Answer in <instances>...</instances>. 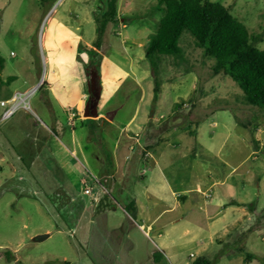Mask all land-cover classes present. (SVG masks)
<instances>
[{"label": "rangeland", "instance_id": "374dc122", "mask_svg": "<svg viewBox=\"0 0 264 264\" xmlns=\"http://www.w3.org/2000/svg\"><path fill=\"white\" fill-rule=\"evenodd\" d=\"M210 1L230 7L253 35L263 32L264 0ZM106 4L0 0V100L38 87L30 110L20 107L4 119L7 106L0 105V264H194L198 257L212 264H264V224L258 221L237 227L239 241L211 242L195 231L187 243L181 236L171 259L154 230L146 235L136 227L139 216L120 198L123 170L140 177L151 165L137 160L141 147L133 132L145 124H201L199 138L191 128L156 145L154 153L195 158L192 182L202 181L204 189L236 167L253 199L264 204V109L248 104L230 75L213 72L215 58L187 30L178 42L184 59L160 56L152 69L146 47L164 16L159 0H119L118 20L95 47V15ZM257 45L264 49V38ZM83 178L94 187L90 195ZM205 191L211 196L180 208L203 225L199 205L222 193L221 183ZM241 246L255 255L252 263L237 250Z\"/></svg>", "mask_w": 264, "mask_h": 264}, {"label": "crops", "instance_id": "0c3cea01", "mask_svg": "<svg viewBox=\"0 0 264 264\" xmlns=\"http://www.w3.org/2000/svg\"><path fill=\"white\" fill-rule=\"evenodd\" d=\"M181 125L145 124L138 131L133 132L131 139H134L133 136L136 133L140 134L141 152L137 160L142 164L150 162L151 173L149 175L140 173L138 177L132 170L124 169L123 188L125 192L121 191L120 194L126 207L132 208L142 222L141 225L134 223L136 227L146 235L149 234L148 230H154L158 247H163L164 251H168L170 259L178 256V241L181 236L188 238L187 243H193L196 239L195 231L198 234L205 233V237L211 242L218 241L222 237L225 240L239 241L241 235L237 237V234L243 232H239L238 226H243L244 222L250 224V221L264 224V212H261L264 211V204L253 199L244 181L239 179L241 175L236 174V167L227 172L221 182L215 181L204 189L202 181L192 182L191 173L195 158L190 159L188 156L166 152L159 155L154 153L156 145H160L165 140L176 141L186 136L191 128L192 135L199 138L201 124H189V127ZM145 150H149L150 156L145 155ZM217 156L225 167L230 165L228 160L220 154ZM209 173L214 172L210 169ZM219 183H221L222 193H216L212 200L204 199V208L201 203L199 205L205 215L204 225L201 220L194 217V214L192 219V212L180 211V208L187 207L190 202L201 200V196L206 197L205 190L209 191L213 185ZM100 192L102 193L103 190ZM99 196L96 198L97 202L100 201ZM153 255L155 260V253ZM247 263H252V261Z\"/></svg>", "mask_w": 264, "mask_h": 264}, {"label": "trees", "instance_id": "16d2710c", "mask_svg": "<svg viewBox=\"0 0 264 264\" xmlns=\"http://www.w3.org/2000/svg\"><path fill=\"white\" fill-rule=\"evenodd\" d=\"M119 0H107L106 8L95 15L97 38L95 47H101L106 27L118 20ZM164 16L158 30L152 34L146 47V57L153 70L160 56L172 55L178 61L184 52L178 42L185 30L190 32L208 57L215 58L213 72L230 75L243 89L248 104L264 109V49L257 42L264 38V30L253 35L247 25L236 17L230 7L210 0H159ZM160 83H155L154 100H158ZM193 134V132H192ZM250 262L255 255L245 246L237 249ZM160 253L155 252V260ZM194 264H212L206 257H198Z\"/></svg>", "mask_w": 264, "mask_h": 264}, {"label": "built area", "instance_id": "2783aa9c", "mask_svg": "<svg viewBox=\"0 0 264 264\" xmlns=\"http://www.w3.org/2000/svg\"><path fill=\"white\" fill-rule=\"evenodd\" d=\"M124 26H126V24H124ZM37 88L38 87L36 86V87L32 88L31 90L25 91V92L17 91V92H15L12 95V97L10 99H7V100L2 99V100H0V105L1 106H4V107L7 106V108L3 112V118L4 119H8L20 107H23L26 110H30L31 109V106H30L29 100H30V97L36 92ZM9 104H10V106H8ZM135 136L134 137L137 138L136 140L138 141L139 140L138 138H139L140 134L139 133H136ZM146 155L147 156H150V153L147 152ZM92 179L97 184L99 183V181L97 180V178L92 177ZM83 183H84V192L86 194H89V195L92 194L93 191H94L93 185H90L89 184V181H88L87 178H83ZM100 190L106 191V188L104 186H102V188H100ZM204 194L207 197L211 196V193H204Z\"/></svg>", "mask_w": 264, "mask_h": 264}, {"label": "water", "instance_id": "95a60500", "mask_svg": "<svg viewBox=\"0 0 264 264\" xmlns=\"http://www.w3.org/2000/svg\"><path fill=\"white\" fill-rule=\"evenodd\" d=\"M46 236H48L47 234H43V235H38L35 237L36 240H41L43 238H45Z\"/></svg>", "mask_w": 264, "mask_h": 264}]
</instances>
